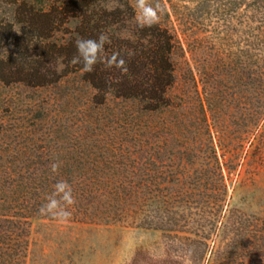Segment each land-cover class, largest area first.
I'll return each mask as SVG.
<instances>
[{
	"label": "trees",
	"instance_id": "16d2710c",
	"mask_svg": "<svg viewBox=\"0 0 264 264\" xmlns=\"http://www.w3.org/2000/svg\"><path fill=\"white\" fill-rule=\"evenodd\" d=\"M146 2L156 10L158 20L141 27L137 0H6L10 7L0 12V51L4 50L0 53V81L49 89L72 78L76 86L85 87L76 92L85 97L80 123L41 128V156L25 164L24 187L31 198L25 213L33 209L41 215L39 209L54 185L64 180L75 198V204L67 207V219L189 232L193 236H174L201 261L213 240L218 242L211 250L217 264L246 263L250 250L255 261L263 247L251 246L250 240L259 243L263 237L259 225L236 208L223 211L228 189L225 170L234 172L239 159L221 158L217 146L208 142L200 145L204 157L196 172L180 173L177 169L184 165L171 170L172 165L161 156L163 140L170 134L176 139V133L184 131L180 112L172 110L176 104L171 94L177 77L176 53L185 49V42L192 53L205 49L204 41L193 35L204 23L203 18L199 20L198 1ZM249 10L252 18L261 14L264 23V0H250ZM101 33L109 37L103 55L119 54L127 71L106 67V60L97 63L92 72L73 63L75 42L95 39ZM243 52L242 67L235 74L247 68L248 77H264L263 25L250 28ZM70 75L75 77H66ZM113 100L120 106L117 120L126 123L122 129L106 130L95 120L103 119ZM159 113L170 118L158 127L131 122ZM263 114L264 103L251 109L252 133ZM181 147H169L168 153L189 155L199 148ZM57 162L60 168L53 173L51 164Z\"/></svg>",
	"mask_w": 264,
	"mask_h": 264
},
{
	"label": "rangeland",
	"instance_id": "374dc122",
	"mask_svg": "<svg viewBox=\"0 0 264 264\" xmlns=\"http://www.w3.org/2000/svg\"><path fill=\"white\" fill-rule=\"evenodd\" d=\"M185 1H198L199 20L203 18L204 23L193 35L204 41L205 49L192 53L185 42V51L176 53L177 77L171 89L176 104L172 110L180 112L184 131H178L176 139L170 134L163 140L161 156L172 165L171 170L184 165L178 167L180 173L196 172L204 157L200 145L208 142L217 146L221 158L239 159L234 172L225 170L228 189L223 211L236 208L259 225L263 237L259 243L252 239L250 243L263 248L255 261L253 250L247 252L243 264H264V114L253 133L248 117L251 109L264 103V77H248L247 68L235 74L243 64L250 28L264 23L261 14L250 17V0H239V4L230 0ZM9 7L6 0H0V12ZM76 84L66 78L63 84L44 89L0 81V264H217L211 250L218 242L209 241L201 261L174 236H193L189 232L124 222L55 219L33 209L25 213V164L41 156V128L76 125L82 120L85 97L76 92L85 87ZM119 107L113 100L103 119L95 123L106 130L122 129L126 122L116 118ZM169 118L159 113L128 122L158 127ZM181 145L199 148L189 155L168 153L169 147Z\"/></svg>",
	"mask_w": 264,
	"mask_h": 264
},
{
	"label": "clouds",
	"instance_id": "9594fccd",
	"mask_svg": "<svg viewBox=\"0 0 264 264\" xmlns=\"http://www.w3.org/2000/svg\"><path fill=\"white\" fill-rule=\"evenodd\" d=\"M138 23L141 27L151 26L158 20L157 12L149 6L146 0H137ZM109 42V37L101 33L95 39H78L75 42L77 55L73 57V63H81L84 72H92L97 63L107 61L106 67H116L121 71H127L125 60L119 54H113L106 58L104 46ZM60 163H52L51 170L53 173L58 172ZM47 202L43 204L39 212L41 215H49L54 218L66 220L70 213L67 211L68 206L75 204V198L72 195L71 186L67 181L60 180L54 185V190L47 198Z\"/></svg>",
	"mask_w": 264,
	"mask_h": 264
}]
</instances>
